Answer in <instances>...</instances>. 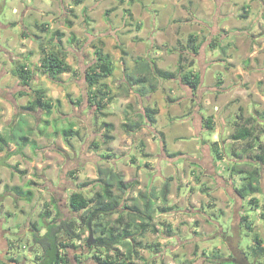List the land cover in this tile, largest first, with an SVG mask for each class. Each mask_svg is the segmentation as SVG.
<instances>
[{
    "label": "crops",
    "instance_id": "obj_1",
    "mask_svg": "<svg viewBox=\"0 0 264 264\" xmlns=\"http://www.w3.org/2000/svg\"><path fill=\"white\" fill-rule=\"evenodd\" d=\"M89 1H91L93 5L88 6ZM102 2L107 3L101 5ZM129 2V0H82V3L76 4L75 0H49L46 4H43L42 0H36L35 2L34 0H28L26 2L19 1L18 3L12 2V0H3V3L6 5L10 4L13 6V11L17 14L20 13L23 20L28 19L31 26V31L28 32V29H25L16 35L15 33L10 34V27L20 23L18 20L19 17L15 19L5 18V24L0 21V89L2 90L6 88L7 85L11 86L10 82H15L14 87L7 89L8 96L6 97H11L14 101L13 106H9V111L15 107L21 108L20 113H16V111L14 113L9 112L11 116L8 117L9 120L4 124L8 125V123L12 121V115L14 116L17 114V125L13 126V128H16L19 122L23 123V120H25L24 126L21 129L22 132L24 133L26 130H30L31 139L36 140L38 144H40V141H51L55 137L54 134L60 133L64 142L63 144H67L68 151H70V147H72V149L76 147L77 138L80 140L82 139V132L80 129H77L76 124L73 121L70 120L69 123L74 124V129L79 130L80 135L74 134L70 137H64L62 130L66 127H59L58 130H56L51 127V125L47 127L40 125L38 126L39 128H36L34 123L30 122L34 111L24 110L22 108V106L27 105L30 101L35 99L38 91L42 92L46 99H51L56 96V93L47 94L48 87L35 88L33 86V83L36 84L37 81L36 76H39L37 72H41L46 77V80L48 79L56 84V86L60 85L61 87H63V84L67 82L69 78L76 79L79 69L77 70L67 58L69 49H73V46H76L77 43L83 40V37H80L75 29V18L77 17H81L84 20V29H87L90 32L94 31V23L98 26L101 25V27L105 25L102 27L105 30V37H110L111 39L114 38L117 41V48L120 46L121 48L119 49H123L126 52L124 60L129 57V63L125 64L124 62V64L127 65L126 67L130 73H136V68L139 65L137 61L141 58H143L149 66L155 64L161 69H165L161 66V62L166 64L168 58L171 60L179 59L180 55H183L187 58V60L184 61L187 66L190 65L189 63L192 60H194V64L190 67H185L182 73L188 70L193 71L194 73H200V70H203L204 74L201 78L200 87L196 93L193 92L194 95L188 96L187 100H183L185 98L183 96V98L175 101L176 103H173V107L176 111L171 115H175V118L183 117V119L179 120L182 121V123L176 126V128H179V132L173 139L174 147L168 146L169 144L167 143V136L164 128L161 130L157 126L155 127L163 133V140L167 147L170 148L171 152H180L182 154L195 156V163L202 168L211 171L212 177L222 182H219L220 184L218 187H212L210 182L206 181V175H201L200 173H196L195 180L190 182L189 178H193L191 173L194 174V172L190 173L189 171L188 176H185L184 167L186 160L183 164L180 161H175V165H173L169 158L164 157L159 158L158 166H154L149 165V161L146 159L149 156L144 157L145 155L143 156L144 160L142 161V164H145L146 166L133 165L132 168L135 170L133 173L135 177L131 178L130 176V178L127 179L128 177L124 176V178L127 182L138 181L133 189H143L144 187V189H147L149 187H154L151 184L156 183L158 180L166 182L170 177L175 176V173L178 174V177H180L183 182H186L183 185V189H187V192L194 191L195 193L193 194L194 196L188 198L189 195L186 192V204L183 208L178 210L181 211V214H183L186 218L185 220H187L185 230L188 231V234L186 235L184 233L185 235L183 237L178 235H166L164 238L175 237L178 241L177 243H179V245H176L177 243L172 245L171 251L174 249L179 250L182 248V245L186 243L185 241L188 240L189 243L187 245L190 247L189 250L191 252L195 251V248L199 246L198 252L200 256L205 258L211 257L216 261L219 259V254H221V251L223 250V245L221 242L216 246L214 241L217 240V237L222 238L230 233L228 229L225 230V227L222 226L221 219H227L228 213L233 208V205L236 206L238 203L235 196L233 199L236 201L231 203L232 200H229L225 195L227 192L226 190H229L230 192L228 193L231 197L235 192V189L239 186L235 183V178H240V175L236 174L233 177L231 176L232 162L237 161L242 163L245 161L243 157L246 152H244L243 149L247 146L246 144L252 142L253 139L256 141L257 134L260 135L258 141L264 143V132L261 131L262 128H264V0H133L130 4L135 5L139 2L141 4L136 11L127 4ZM217 5H220L221 7L218 14L221 17L228 18L233 14L232 10L235 8L238 9V5H241L242 12H237V15L242 18V24L237 29L234 40L229 38V33L232 32V23L229 24L226 22L224 24L222 23L219 27L214 25L212 28L207 23V19H209V24H212ZM109 9H112L111 12L105 13ZM126 9H129L131 14L126 12ZM255 9L259 12V18L257 22L253 24L254 14H252V10ZM38 13L41 14L40 18H43V21L34 19V17H37L36 15H38ZM50 14H53V17H61L66 23L71 20L73 26L70 28H57L54 21L52 22V20H50V23L48 21L49 19H46L51 17ZM104 14H106V17L100 19V21L97 15L103 16ZM72 17L74 19H72ZM194 24L195 26H193ZM58 26L62 25L58 24ZM200 27L202 30H200ZM58 31L64 33V35L60 36ZM88 31L87 34H89ZM23 32H25V36H23ZM68 32H70L68 38L70 45L69 47H65L63 40L67 37ZM192 35L194 36V40H191ZM170 36L173 41H175V46L167 45L166 40ZM16 40H18L17 45H15ZM103 40L104 37L102 38V41ZM219 40H222V42L220 41V45L218 44ZM99 44L100 43L97 42L93 44L94 51L97 46H100ZM15 46L16 50L14 49ZM197 46H200V49L195 53L194 47ZM100 47H102L106 53H109L107 48L104 49L106 46ZM156 47L158 51H154V48ZM218 47H221L223 53L220 50L217 52ZM55 51H57L69 65V68L59 75L58 80L43 73L41 69L43 58L50 52ZM164 52H167L169 57L164 56ZM95 58L93 59V62H95ZM83 59L86 61L85 65H87L86 57ZM197 61H199L201 68H199V66L197 67ZM221 63L227 67L224 69ZM172 64H176V61ZM23 67L32 70L30 75V85H25L23 83V75H20V71ZM126 67H124V71ZM220 70L221 72L226 71L230 75L227 77L226 81L221 79L222 83L227 82L225 84V91L223 88L224 86H214L216 83V78L214 77L215 71ZM65 74H68V79L64 77ZM105 79L103 82L108 84ZM126 80L125 74L123 78L119 80L120 83L122 82L123 95H119V93L114 95V91H110L111 87L109 86L108 91L113 96V100L103 109L107 114L104 117L101 116L103 122L107 121L106 118L110 116L113 108L120 107L122 110H125V112L129 111L130 114L131 112H134L145 115L146 108L154 107V99L156 96L153 94L158 92L159 88L154 92H148L140 85L131 86L127 84ZM52 88L53 87H50V89ZM56 90L57 88H53L51 92ZM188 91L192 93L190 88ZM223 91L228 93L222 94ZM87 92L88 98L91 89L88 88ZM32 94L33 96H31ZM2 95L3 94L0 93V96ZM28 96L31 98L28 100L27 104L21 105V100ZM67 96L71 103L74 105L78 104V100H75L72 97L71 91H68ZM193 98L195 100L191 103ZM72 100H74L75 103L72 102ZM251 103H254L253 109L248 110V104ZM193 104L195 109L192 110L190 108ZM61 105L62 101L60 106ZM238 105L242 106L243 109H241V107L238 108ZM157 106L159 112L155 116V125L158 124V116L165 111L159 105ZM90 107L92 109L94 108V115L97 114L95 107L91 105ZM57 108L58 107H56V109ZM38 110L40 109L35 110V112H40ZM54 110L55 108L53 111ZM173 116H170V118L174 119ZM208 118H212L211 129L205 127V122ZM146 120L147 119H144L141 130H144L145 128ZM174 120L178 121V118ZM46 123L49 122L46 121ZM122 123H124V121ZM185 124L187 127H185ZM243 125L248 126L251 130L255 127L257 131H259L257 133L255 132L253 134L254 136L248 139H232V135L238 129L243 127ZM121 126L123 127V124ZM194 129L197 134L201 131L204 133L203 131L208 129L213 132V136L210 139H204V136H202L201 144L196 143L192 146L182 145L183 142L191 143L190 140H194ZM36 130L39 131L37 132ZM125 132L135 134V132H128L127 130H125ZM0 133L5 135L1 129ZM13 134H10V137H13ZM142 142L144 143L145 141ZM215 143H218L219 147L224 152L223 158L217 157V154L213 149ZM149 144L152 145L151 140H149ZM26 146L31 145L29 144ZM26 146H24L20 152H17L16 150L19 147L17 141H10L9 145L5 146L3 150L0 149V160L4 163L0 165V169L4 170V177L0 176V179H2L1 181L3 182L4 188L7 187L8 190L13 188L14 185L23 187V190L30 189L33 191V186L35 185V182H37V178L41 177V179H44L45 177V174L43 173V165L40 167V171H38V168L36 167L37 164L34 163V161L37 162V158L31 160L33 156L27 155L25 151ZM255 147L254 150L247 154L252 155L257 152V145H255ZM109 148L108 145L107 151L110 150ZM147 154L150 155L149 153ZM200 154H202V156ZM103 156L111 157V153H103ZM134 160L136 162V158H134ZM139 163L141 162L139 161ZM120 164L121 163L118 161L114 166H120ZM10 165L15 168L10 167ZM223 167L228 168V172L226 170V172H221ZM125 168H127V166ZM114 169L117 172L122 173L116 168ZM156 172L160 174L157 175ZM16 174H19L20 177H22V180L11 183L9 176L13 178ZM153 177L154 180L152 179ZM144 179L148 180L145 183V186L143 182ZM28 183H31V187L27 186ZM24 185H26L28 189H25ZM205 185L207 187H205ZM195 187L198 189H193ZM263 187L264 186L262 185V192ZM4 188L0 189V205L7 207L4 210L5 212L9 211V213H12L8 199H12L14 192L10 189L11 195L3 198V190H7ZM17 196L20 197L19 195ZM168 198L170 201V194ZM22 199H25L21 200V202H24L23 204H30L34 200V192L31 200H27L25 197H22ZM217 201L223 203V207ZM171 205L172 204L168 202L165 206ZM206 206L211 211L215 210V212H221L219 216L220 221L217 220V214L214 216L206 214ZM161 209L162 206L157 205L155 216L158 214V216L168 217V214L174 210L173 206L171 210L166 212H163ZM18 213L19 212L14 211L12 216L17 218L20 214ZM243 215L250 216L249 212H246L243 209H240L239 211L236 210L234 213L235 217L238 216L237 219L239 221ZM158 216H156V218ZM34 222H26L22 231L18 229L17 231L12 230L11 228L6 227V217L0 213V264H31L30 258L33 256V251L28 252V254H20V250H25V242L27 239L31 238L33 232L32 224ZM193 222L196 223V226H193ZM156 226L158 228L157 233L163 232L164 224L156 223ZM17 227H19L18 223ZM243 228L244 227L241 226L242 230ZM191 231L195 233L193 238L191 237ZM44 232L45 229H42V233ZM236 233L237 232L235 231L234 241L237 239ZM238 238L240 239V236H238ZM161 246L163 247L164 244L162 245L159 243L157 247L159 248ZM71 250L72 249L69 250L70 254H72ZM167 252L168 251L166 250V256H168ZM173 253H175V251ZM89 255L91 256V254ZM19 256L21 257L19 258ZM74 257L71 256V264H79V261ZM73 259H75V261ZM80 260L82 261L84 258H80Z\"/></svg>",
    "mask_w": 264,
    "mask_h": 264
},
{
    "label": "rangeland",
    "instance_id": "obj_2",
    "mask_svg": "<svg viewBox=\"0 0 264 264\" xmlns=\"http://www.w3.org/2000/svg\"><path fill=\"white\" fill-rule=\"evenodd\" d=\"M19 1L26 2L28 0H12V2H16V3H18ZM35 1L36 0H34V2ZM42 1H43V4H46L49 0H42ZM106 3L107 2H102L101 5H104ZM130 3L131 2L127 4L134 11L138 9V6H141L140 2L136 3L135 5H132ZM91 5H93V3L89 1L88 6H91ZM220 8H221L220 5L216 6V13H215L214 18L212 19V24H209V19H207V23L211 28L214 25H217L219 27L221 26L222 23L224 24L226 22L229 24L232 23V28H231L232 32L229 33V36H230L229 38L231 40H234L235 35H236L235 33H237L236 32L237 29L242 24L241 22L242 18L239 15H237V12L238 13L242 12L241 5H238V9L235 7H233L235 9L232 8L233 14L229 17L232 19H229L228 17H223V16L221 17L218 14V11ZM0 12H1L0 21L4 24H5V18L15 19L19 17L18 20L20 21V23L18 25L10 27V34L15 33L17 35L20 32H22V30H25V29H28L27 30L28 32L31 31V28H30L31 26L29 24L28 19L23 20L21 18V14L15 13L13 11V6H11L10 4L6 5L5 3H3V0H0ZM252 14H254L253 24H255L259 18L258 17L259 12L257 11V9H255V10H252ZM50 15L51 17L46 18V19H49L48 21L50 23H51L50 20H52V22L54 21L57 28L59 29L63 27L70 28L67 25L66 21L62 20L61 17H58V16L53 17L54 16L53 14H50ZM105 15L106 14H104L103 16L97 15V17L100 20V19L105 18L106 17ZM36 16L38 18L34 17L35 20H38V21L44 20L43 18H40L41 17L40 13H38V15ZM72 19L74 18L72 17ZM83 21L84 20L81 17L75 18V22H76L75 29L77 31V34L80 37H83V40L77 43L76 46L72 45L73 49L72 48L69 49L68 58H67L69 62H71L72 65L77 68V70L79 69L76 79H72V78L68 79L67 78L68 74H65L64 77L67 78L68 80L67 82L63 84V87H61L60 85L56 86V84L52 83L48 79L46 80V77L41 72H37L39 76H36L37 81H36V84L33 83V86L35 88L48 87L47 94L56 93V96L51 98L53 105L55 106L56 101L59 99H61L62 105L58 107L57 109L55 107V110L53 111L51 116L45 115L44 111L43 110L41 111V109L38 110L40 112L34 111L32 113V118L30 121L31 123H34V126L36 128H39L38 126L40 125H43V127H47L51 125V127L58 130L59 127L68 128L70 125H72V123H69V121L71 120L76 124L77 129H80V131L82 132V139L80 140L77 138L76 147L73 149L72 147H70V151L67 150L68 149L67 144L66 143L63 144L64 142L62 140V137L60 136V133L54 134L55 137L51 141H40L39 142L40 144L38 148L36 149L33 146H26L25 151L27 155L33 156L31 160L34 158H37V162L34 161V163L37 164L36 167L38 168V171H40L41 169L40 167H42L43 165L44 167L43 173L45 174V177L44 179L43 178L41 179V177L37 178V182H35V185L33 186L34 187L33 189L34 200L30 204L28 205L23 204L24 202H21V200H25V199H22L21 196L18 197L14 192V195H12L13 196L12 199L11 198L8 199V203H9V206L11 207L10 209L12 210V213H9V211L5 212L4 210L7 207L4 205H0V213L6 217V222H7L6 227L11 228L12 230L17 231L18 229L22 231L25 223L28 221L31 223L35 221L39 223V225H43L44 223L47 222V218L43 216V213H45L46 211H51L52 217L60 215L62 217H70V218H74L75 220H78V216L80 212H77L75 209L69 206L70 195L76 189V187H82L81 186L82 183L91 181V183L87 187L83 188L82 191L85 193L87 197H93L95 193L100 190V187H101V182L99 180L101 178H100V174L98 171L100 166L116 168L117 170L122 172L123 176L128 177L127 179H129L130 176L131 178H133L135 177V175L133 174L135 172V170H133L132 168L133 165L134 166L135 165L146 166L145 164H142L144 157H146L144 156L145 153L150 154L148 155L149 157L146 159L149 161V165H154V166L156 165L158 166L159 158H164V157L169 158L171 160L170 162H172L173 165H175V161L176 162L180 161L183 164L184 161L186 160L185 167H184L185 176H188L189 171L190 173L194 172V174L191 173L193 175V178L191 177L189 178L190 182L192 180H195L196 173H200L201 175H206L205 179L207 182H210L212 187H218L220 184L219 182H222V181H218V179L213 178L211 175V171H209L208 169L206 170L202 168L200 165H198L197 163H195L194 162L196 161L195 156L182 154L180 152H177L180 154L173 155L174 152H171L170 148L167 147L166 143L163 140V136L161 134L162 132H160L155 127L157 126L161 130L162 128H164V130L166 131L167 143L169 144L168 146L174 147L173 139L176 137V135L179 132L178 130L179 128H176V126L182 123V121H179V120L183 119V117H177L178 121L174 120L177 118H175V115L174 116L171 115L173 114V112L176 111V109H174L173 107L174 106L173 103H176L175 101H177L180 98H183V96L185 97L183 100L185 99L187 100L188 96L194 95L193 91L192 93L188 91L189 87L181 82L180 77H178L177 79H173V80L162 79L161 81H159L160 82L159 91L153 94L156 96V98L154 99V102H155L154 106L159 105L165 111L163 114L161 113L158 116L157 125L150 126V125H147L148 124L147 122L146 126H144L145 127L144 130H141V131L138 130L135 132V134L126 133L124 128L121 125L123 124L122 123L123 121L125 122V117L126 115H129L128 114L129 111L125 112V110H122V108L120 107L113 108L110 116L106 118V120L114 123L115 125V129L112 132L115 135V139L111 143L110 142L104 143L103 140H104V133L106 132V128H104V126L101 124L103 122V119H101V115L100 114L94 115V108L92 109L90 107V103L87 101L88 99L87 89L89 87L84 77V73H85L84 69L88 68V65L92 64L93 59L95 58L93 44L97 42V43H100L99 44L100 46H103V47L106 46L104 49L107 48L109 53H111L112 63H113L115 72L111 77L110 76L107 77L105 81L111 87L110 91L112 90L114 91V95H117L118 93L119 95H123L122 82L120 83L119 80H121L125 74L124 67L127 66L125 65L126 63L127 64L129 63L128 61L129 57H127L126 60H124L125 59L124 56L126 54L124 55L122 53V50L119 49L121 48L120 46L119 48H117V41L114 38L111 39L110 37H105L106 36V34L104 33L105 30L104 28H102L105 25L101 27V25L98 26L96 23H94L93 24L94 31L90 32L87 29H84ZM58 24L62 26H58ZM193 26H195V24ZM200 30H202L201 27H200ZM87 31L89 34H87ZM69 36H70V32H68L67 37H65L63 40V44L65 47H69L70 45L68 41ZM103 37H104L103 41L105 42L102 41ZM263 38H264V33H263ZM166 41H167L166 43L168 46L176 45L175 41H173L171 36ZM220 41L222 42V40H219L218 42L219 45L221 44ZM17 43H18V40H16L15 45H17ZM14 49L16 50V46L14 47ZM154 49H155L154 51H158L157 47ZM217 49H218L217 52H219L220 50L223 53V50L221 49V47H218ZM164 56L169 57L167 52H164ZM84 57H86L87 59V65H85L86 61L83 59ZM175 61H176V64L173 65L172 63H175ZM221 64L223 65L224 69L227 67L223 63ZM161 66L165 69L176 71L177 66H178V59L171 60L168 58V60H166V64L165 63L163 64L161 62ZM198 66L199 68H201L199 61H197V67ZM199 74L201 75V78H202L204 71L200 70ZM228 76L230 75L226 71H222V72L221 70L215 71L214 77L216 78V83L214 86L215 87L224 86L223 88L225 91V88H226L225 84L227 82L222 83L221 79L226 81ZM14 83L15 82H10L11 86L7 85L6 88H4L3 86L4 89L2 90L0 89V93L3 94L2 96H0V125H1L0 129L8 137L10 136V134H13V133H16L17 135L23 133L21 129L24 126V123L19 122L18 126L16 128H13V126L17 125V121H18L17 114L14 116L12 115L13 117L12 121H10L8 125L4 124L7 120H9L8 117L11 116L10 113H14L15 111L16 113L21 112L20 107H15L11 111H9V106H13L14 101L11 97H8V98L6 97L8 96L7 89H9L10 87H14ZM50 87L57 88L58 92L57 90L54 92H51L53 88L50 89ZM68 91H71L72 97L75 100H78L77 105H74L68 99V96H67ZM223 92L222 94L228 93V92H224V93ZM31 96H33V94ZM168 97H172L174 99V102H169ZM30 98L31 97L28 96L24 98L23 100H21V105L27 104ZM194 100L195 99L193 98L191 103ZM253 104L254 103L248 104V110L253 109V106H254ZM239 107L243 109L242 106L238 105V108ZM190 109L192 110L195 109L194 104L193 106H191ZM130 115L133 121H136L139 119L138 113L131 112ZM170 116L171 117L173 116L174 119H171ZM46 121H48L49 123H46ZM185 127H187L186 124H185ZM36 131L38 132L39 130H36ZM27 132L28 130H26L24 133H27ZM194 132H195V135L193 137L194 140L193 141L190 140L191 143L183 142L182 145L192 146L196 143L201 144L202 136H204V139H210L213 136V132L209 131L208 129H205V131H203L204 133H202L201 131L197 134L195 129H194ZM149 140L152 141V145L149 144ZM142 141H145L144 146L141 145ZM93 142L98 143L99 146L97 147L92 146ZM108 145L110 147L109 151H107ZM106 152L111 153V157L110 156L104 157L103 153H106ZM200 155L202 156V154ZM134 158H136V162L134 161ZM118 161L121 163L120 166H114V164ZM139 161L141 163H139ZM2 164L4 163L1 162L0 165ZM126 166L127 168H125ZM174 168H177V167H174ZM71 170H75L76 174L74 175L70 174ZM225 170L228 172V168H224V167L222 168L221 172H226ZM153 173H154V170H153ZM158 174L160 173H157V175ZM0 176L4 177L3 169H0ZM172 177L173 179L171 180V189H170L171 200L169 202L170 204H172L171 206H173L174 210L168 214V217L158 216L157 214L156 216L158 217L156 218L155 216L154 218L155 223L164 224L163 230H162L163 232L154 233V232L148 231L142 236L135 234V238L132 241L133 244L132 242L127 241L128 244H123V246H120L121 251H123L125 253L124 255H126L130 247L134 248V250L138 252V254H135V258H134V260L138 264H226V263L235 264L234 262H232L231 259H229L228 262L223 260L224 259L223 257H226V256L231 257V248H232L230 247V244L228 243L229 239H226L225 236H223L222 238L217 237V240L214 241V244H216V246L219 245L221 242L223 245V250L221 251V254H219V259L216 261L214 260V258H211V257H208L210 258L208 259L203 256H200L198 252L199 246L195 248V251L191 252L189 250L190 247L187 245L189 243L188 240L185 241L186 243H184L182 245V248H180L179 250L174 249L173 251H171L172 245H175L178 241L176 240L175 237H171L167 239H165L164 237L166 235L167 236L168 235L169 236L178 235L180 237H183L185 234L186 235L188 234V231L185 230V225H186L187 220H185L186 218L184 217L183 214H181V211H178L181 208H183L184 205L186 204L187 189H183V185L186 182H183L181 178L178 177V174L176 173H175V176H172ZM9 179H11V183H12L15 181H21L22 177H20L19 174H16L13 178L9 176ZM152 179L154 180V177ZM1 180L2 179H0V189H3L4 186ZM147 181L148 180L146 179L143 180L144 186ZM163 183H164L163 180H158L156 183L151 184V185L157 189V193L158 192L160 193ZM235 183L237 185H241V180L239 177L235 178ZM30 184L31 183H28L27 186L31 187ZM262 185L264 186V170L262 172V179H261V186ZM24 186H25V189H28L26 185ZM16 187L18 186L13 185V188H10V189H15ZM205 187L207 186L205 185ZM144 188L143 189H128L126 195L124 196L126 198V202L129 205H131L133 201L132 199L136 197V195H138L139 191L146 190ZM226 188L228 189L227 186ZM4 189H7V190H3L4 191L3 198H6L7 196L11 195L10 194L11 190L10 189L8 190L7 187ZM21 189H24V188L21 187ZM193 189L196 190L198 188L195 187ZM24 191L27 192V190H24ZM226 191L227 192L225 195L226 197L229 198V200H232L231 203H234V201L236 200L238 201V203L236 206L233 205V208L228 213L227 219L225 218L221 219V224L223 227H225V230L228 229V231H230L229 236L235 237L234 234L236 231L237 232L236 242L239 244V247H241V249L245 251L246 254L252 253L253 248L257 245L255 244L253 240L254 234H259L262 240V244L264 246V187H263V192H258L255 194V197H257L258 199L257 203L255 204H250L249 202L251 198L250 196L247 197L246 199H242L233 191L234 193L230 197L228 193L230 191L229 190H226ZM187 193L189 195L188 198L189 197L191 198L192 196H194L193 194H195L194 191H190ZM234 196L236 197V200L233 199ZM156 204L160 206L164 205L163 202H161V200L159 199L156 201ZM219 204L222 205L223 207V203H219ZM240 209H243L244 211L249 212V215H250L249 219L253 225V232H249L247 228L243 226L241 220L239 221L237 219L238 216L237 217L234 216L235 211L236 210L239 211ZM205 210H206V214H208L209 216L210 215L214 216L215 214H217V218H218L217 220L220 221V218H219L221 214L220 211H217V212H215V210L211 211L207 206L205 207ZM14 211H17L20 213V214L18 213L19 215L17 218L12 216ZM117 216H118V212L115 213L111 218L114 219ZM17 223L19 227H17ZM240 225L244 227L243 230L241 229ZM193 226H196L195 222H193ZM83 230L84 231L82 232L83 234L82 239L77 241V245L79 243L78 249L72 248L71 250L72 254H70L69 252L68 255L71 258V256L74 257V255L77 254L80 256V258H84V260L82 261L80 260V258L79 260H77L79 261V264H96L97 263L96 261H99L101 263L103 259L106 257L105 256L107 254L106 250L103 247L102 248L93 247L90 250L87 247H85L86 239L88 241V238L90 236V231L86 228ZM194 234L195 233L193 232L191 233L192 238L194 237ZM97 235L98 234H94L93 236L97 237ZM238 236H240V239L238 238ZM136 241H142L143 243L149 244V245L152 244V246H154L155 244L159 242L162 245L164 244V246L163 247L161 246L159 248L153 247V249L154 248L155 249L152 250L151 246L150 248L137 246L135 244ZM92 243H94V240H92ZM25 245H26L25 250L24 249L20 250V254H28V252L33 251V256H31L30 258V263L37 264L36 257L39 255H42L43 253L41 247L38 244L34 243L32 235L30 239L26 240ZM176 245H179V243H177ZM88 250L89 252H87ZM166 250L168 251L167 252L168 256L165 255ZM174 251L175 253H173ZM110 252L113 253L111 255L115 254L114 250H111ZM89 254H91V256ZM20 257L21 256H19V258ZM100 257H102L101 261L98 260L100 259ZM73 260L75 261V259ZM251 261L256 264H264V256L263 255H260L257 257L255 256L254 258H252Z\"/></svg>",
    "mask_w": 264,
    "mask_h": 264
},
{
    "label": "trees",
    "instance_id": "obj_3",
    "mask_svg": "<svg viewBox=\"0 0 264 264\" xmlns=\"http://www.w3.org/2000/svg\"><path fill=\"white\" fill-rule=\"evenodd\" d=\"M130 2H133V0ZM75 3L80 4L82 0H75ZM111 10L112 9H109L106 13L111 12ZM126 12L131 14L129 9H126ZM67 24L69 27L73 26L71 20L68 21ZM58 33L60 36L64 35V33L60 31H58ZM23 36H25V32H23ZM191 40H194L193 35ZM199 49L200 46L194 47V52L197 53ZM94 53L96 57L95 62L90 64L84 73L88 87L91 89L87 101L91 106L95 107L97 114L104 117L107 114L103 109L113 100V96L108 91L109 85L103 82V80L113 74L114 67L111 54L106 53L102 47L97 46ZM122 53L124 55L126 54L123 49ZM185 60H187V58L180 55L177 69L176 71H172L161 69L155 64L149 66L146 61L141 58L137 61L139 65L136 68V73H130L126 67L125 75L127 82L131 86L140 85L148 92H154L158 90L160 85L159 81L162 79L173 80L180 77L181 82L195 93L201 85V75L189 70L182 73L185 67H190L194 64V60H192L189 63L190 65L187 66L185 65ZM68 68V63H66L65 59L62 58L57 51L47 54L41 63L42 72L56 80H58L59 75ZM31 73V69H26L25 67L21 69L20 75H23V83L25 85L31 84ZM51 100L52 99H46L44 94L38 91L35 99L30 101L27 105L22 106V108L30 111L41 109L46 115H51L53 109L55 107H60L61 104L59 99L54 106ZM168 100L169 102H174L172 97H168ZM72 102H74V100H72ZM158 112V106L146 108L145 115L138 114L139 119L136 121L132 120L128 112L129 115H126L123 127L128 132H136L141 130L144 119H147V125L153 126L156 124L155 116ZM23 123H25V120H23ZM101 124L106 128L103 140L104 143L112 142L115 139V136L112 134L115 129L114 123L105 121ZM205 127L208 129L212 128V118L206 120ZM258 131L255 127L251 130L248 126L243 125V127L232 135V139H248L254 136L253 134ZM261 131L264 132V128H262ZM30 132L29 130L27 133L19 135L15 133L13 137H8L0 133V149L3 150L5 146L9 145L10 141H17L19 145L16 150L17 152H20L24 146L29 144L35 149L38 148L39 144L36 140L31 139ZM62 134L64 137H70L74 134L80 135V131L75 130L74 124L72 123L68 128L62 130ZM161 134L164 136L163 133ZM259 137L260 135L257 134L256 141L253 139L252 142L246 144L247 146L245 145L246 147L243 149V151L246 152L243 157L245 161L242 163L234 161L231 167L232 177L236 174L240 175L241 185L235 189L238 196L242 199H246L250 196V204L257 203L258 199L255 197V194L262 192L261 179L264 170V143L258 141ZM142 145L144 146L143 142ZM255 145H257V152L252 155L247 154L256 148ZM92 146L97 147L99 145L93 142ZM213 149L218 158H223L224 152L219 147L218 143H215ZM176 154L180 153H173V155ZM144 155L148 156L147 153ZM10 167L15 168L12 165H10ZM98 171L101 178L99 179L101 187L93 197H87L82 191L91 181L82 183V187H76L70 195L69 206L77 212H80L78 220L70 217H62L60 215L52 217L51 211H46L43 213V216L47 218L46 223L39 225V223L34 222L32 224L33 241L38 244L43 251L42 255L36 257L37 264H71V258L68 255L69 250L72 248L78 249L79 244L77 245V241L82 239V232L85 228L89 231L92 230L94 234H98L97 237H94V243L92 244H88L86 239L85 247L89 250L93 247H103L107 253L103 261L101 263L96 261V264H138L134 260L135 254H138V252L130 247L129 251L124 255L125 253L121 251L120 246L128 244L127 241L132 242L135 238V234L142 236L148 231L154 233L158 232V228L154 222L157 207L156 201L159 199L163 202L164 206H162L161 209L163 212L172 209V206L165 205L169 202L168 196L170 194L171 180L173 177H170L169 180L164 182L160 193H157L155 187H149L146 190L139 191L138 195L132 199V204L129 205L124 196L128 189H133L136 186L138 181L127 182L123 174L117 172L112 167L100 166ZM70 174L74 175L76 171L71 170ZM12 191L21 197H25L27 200H31L33 196L32 190L29 189L25 192L19 186L12 189ZM117 212L118 216L114 219L111 218ZM241 222L249 232H253V225L248 215H243L241 217ZM42 229H45L44 233H42ZM253 240L255 244H257L253 248V255L256 257L260 255L264 256V246L259 234H254ZM135 244L139 247L150 248L151 246V249L154 250L158 248L157 246L159 243L152 246V244L149 245L142 241H136ZM153 247L155 248L153 249ZM89 250L87 252H89ZM111 250H114V255H111L113 254L110 252ZM79 258L80 256L76 254L75 259L79 260ZM101 258L102 257L98 260L101 261Z\"/></svg>",
    "mask_w": 264,
    "mask_h": 264
},
{
    "label": "flooded vegetation",
    "instance_id": "obj_4",
    "mask_svg": "<svg viewBox=\"0 0 264 264\" xmlns=\"http://www.w3.org/2000/svg\"><path fill=\"white\" fill-rule=\"evenodd\" d=\"M235 193L237 194V192H236V190H235ZM238 195V194H237ZM94 237V236H93ZM225 237H226V239H229V244H230V247H232V248H234L235 250H236V254L234 253V252H232V250H231V257H225L223 260L224 261H226V262H228V260L229 259H231L232 260V262H234L235 264L237 263V264H244V260L242 259V254L243 253H245V251H243L242 249H241V247H239V244L236 242V241H234L235 240V237H233V236H229V235H225ZM93 240H94V238H93ZM246 254V253H245ZM238 255H239V257H238ZM247 255V257H248V259L250 260V262H252L251 260H252V258H254L255 256L253 255V253H247L246 254ZM238 258H241V260H239L238 261ZM254 260V259H253ZM256 264V263H255Z\"/></svg>",
    "mask_w": 264,
    "mask_h": 264
},
{
    "label": "water",
    "instance_id": "obj_5",
    "mask_svg": "<svg viewBox=\"0 0 264 264\" xmlns=\"http://www.w3.org/2000/svg\"><path fill=\"white\" fill-rule=\"evenodd\" d=\"M190 90H191V89H190ZM93 235H94L93 231L90 230V236H89V238H88V244H91V243H92ZM231 250H232V252H234V253L236 254V250H235V249L231 248ZM236 255H237V254H236ZM238 257H239V255H238ZM242 259L244 260V264H255V263H253V262H250V260L248 259L247 255H246L245 253L242 254ZM239 260H241V258H238V261H239Z\"/></svg>",
    "mask_w": 264,
    "mask_h": 264
}]
</instances>
